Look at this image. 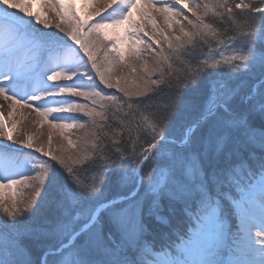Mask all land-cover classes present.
<instances>
[{"label":"snow or ice","instance_id":"obj_1","mask_svg":"<svg viewBox=\"0 0 264 264\" xmlns=\"http://www.w3.org/2000/svg\"><path fill=\"white\" fill-rule=\"evenodd\" d=\"M40 2H46L61 20L70 16L74 26L62 27L56 23L55 28L64 35L49 34L52 25L47 16L42 18L39 11H32L31 0H0V43L6 59L19 50L20 38L28 37L45 64L39 89L20 99L15 92L8 95L15 76L6 72L4 80L9 86L0 83V94L13 105L29 108L41 101L35 112L43 120H48L53 113H81L89 118L93 130L73 141L65 131L87 129L89 125L75 118L72 123L62 119L57 122L58 118L52 116L48 120L47 150L43 145L34 144L31 136L16 140L22 147L35 149L49 159L5 160L2 171L6 175L0 176V190L20 185L30 189L31 195L25 201L18 200L14 194L9 203L0 194V211L4 214L0 217V264H223L216 257L225 241L227 212L240 219L234 232L229 229L234 242L238 247L258 250L262 256L258 264H264V220L254 237L252 229L256 226L249 223L251 201L257 191L264 217V7L261 6L264 0H238L232 4L229 0H215L211 7L204 4L203 12L201 5L189 6L186 0H174L159 8L156 4L160 0H146L148 9L163 14L169 30L174 25L178 28V35L175 31L160 29L157 40L136 39L141 33L143 36L148 33L144 32L140 20L133 19V10L140 11L156 28L151 12L145 11L139 0H119L122 11L111 19V24L100 16L103 9L95 13L100 16L99 22L88 24V17L81 20L72 11L74 0ZM184 9L192 18L184 14ZM209 10L221 26L227 23L228 30L246 31L233 36L222 33L214 23L205 22ZM125 21L126 33L133 38L130 51L139 59L141 52L136 45L143 44L154 54L155 62L151 67L142 63V71L137 74L130 59L135 79L118 77L113 82V68L105 69L97 52L104 48L105 60L113 64L107 54V34L102 37L101 32ZM37 25L42 27L39 33H33L31 29ZM84 28L87 30L82 32ZM123 42L124 36H117L111 42V50L119 57L116 63L125 59L123 49L117 47ZM185 53L196 65L173 78L170 71L173 62ZM154 75L158 78L153 79ZM85 77L89 81L98 77L106 87L117 88L123 97L84 90L76 80ZM164 85L169 94L163 106L149 105L142 113L133 109V103L143 105L145 99L158 94ZM36 91L40 94H35ZM73 97L90 101L91 106ZM46 98H53L59 107H48L44 103ZM98 101L102 111H97ZM125 108L128 111L117 119ZM11 115L10 110L8 116ZM132 117H135V136ZM112 123L119 131L111 127ZM177 124L183 128L179 143L170 139L171 129ZM125 128L129 129L126 139ZM56 129L59 137L67 141V145H59L58 152L51 149L52 130ZM5 136L8 140L14 139L0 119V137ZM105 140H110L111 146ZM88 168L95 175L86 183L78 173ZM113 172L119 173L117 183L127 182L132 189H144L151 195L154 207L164 198L182 204L189 213L188 228L176 241L157 245L147 239L144 208L137 199L138 193L123 201L101 200L104 185ZM45 197L58 214L37 223L33 217L38 202ZM85 208L89 209L86 223L77 227ZM38 241L44 242L40 257H36L34 249V242Z\"/></svg>","mask_w":264,"mask_h":264},{"label":"rangeland","instance_id":"obj_2","mask_svg":"<svg viewBox=\"0 0 264 264\" xmlns=\"http://www.w3.org/2000/svg\"><path fill=\"white\" fill-rule=\"evenodd\" d=\"M32 2V11H39L41 17L44 18L47 16L49 23L52 25V28L48 30L49 34L59 33V29L55 28L56 23H61L62 27H71L74 26V21L71 20L70 16L61 20L54 16V13L49 9L48 4L41 3L40 0H31ZM186 2L191 6L193 3L201 5V12L205 11L203 9L204 4H208L210 7L214 4L215 0H186ZM233 0H229L231 4ZM75 7L72 9L73 12L77 15L78 18L84 20L85 17H88V24L93 22H99L100 16L105 18V21L111 24V19L114 17H118L122 11V5H120L119 0H116L113 3V0H74ZM139 3L144 7L145 11H150L152 18L156 22V28H153L152 21L150 19L144 18L141 16L140 11L133 10V19L140 20L144 26V32L148 33V36H143L141 33L140 36L136 37V39H144L148 40L149 37L152 40L160 39L159 30L164 29L165 31H175L178 35V28L174 25L173 29L169 30L167 25L164 22V16L162 13L155 11V9H148L146 0H139ZM164 3L172 4L174 0H160L159 3L156 4V7H161ZM109 4H112V7H108ZM177 7H182V5H176ZM103 9L100 12V16H97L96 10ZM15 11V10H14ZM184 14L191 17V13L184 9ZM23 15V14H21ZM212 15V12L209 10L208 15ZM206 16V17H207ZM205 22L209 21L205 18ZM186 23V22H185ZM40 27L42 26H33L31 31L33 33H39ZM128 28L127 21L123 25H117L115 27H109L106 30H102L101 36H104V33L107 34V39L105 41L108 44V56L113 60V64L109 65L105 60V49L100 48L97 52L99 62L104 65V68H113V72L111 73L113 77V82H115L116 78H127L129 81L135 79L136 74L131 72L132 65L129 64V60L134 61L135 67L137 69V74L142 71L141 64L147 63L150 67L155 62L154 54H150L143 44L136 45L138 49H140L141 56L139 59L130 51V46L132 44L133 38L128 36L126 33V29ZM87 29H82V32ZM156 33V35H153ZM63 36V33H59ZM124 36V42L122 44H118L117 47H120L124 51L125 59L123 62L116 63L119 61V57L116 55L114 51L111 50V42L114 41L115 37ZM74 43V42H73ZM19 50L14 51V54H11L6 59V53L4 51L2 43H0V83H2L5 87L9 86V82L4 80V73H9L10 75L15 76V79L11 81L12 90L7 94L12 95L13 92L16 93V98L20 99L21 96L26 94H31L34 89H39L41 87V72L45 70V64L40 59V54L37 51H34L32 45L29 42L28 37H21L18 41ZM78 47V45L76 46ZM159 50V49H158ZM165 54H167L165 52ZM90 67V65H89ZM11 70V71H10ZM50 74V73H49ZM154 78V76H153ZM46 79V78H45ZM52 83V82H47ZM64 83V82H58ZM71 83V82H68ZM101 82L98 77H94L91 81L88 80L87 77L83 79L76 80L77 85H82L84 90H99L106 96H111V94H105L103 90L99 88ZM106 87L105 85L101 84ZM108 88V87H106ZM110 89V88H108ZM112 89L118 90L113 87ZM51 90V89H50ZM37 95H39V91H36ZM123 93H120V95ZM68 95V94H65ZM116 96V95H112ZM4 99L3 94H0V100ZM57 100L59 97L56 98ZM72 99L77 100L80 103H88L91 106L90 101H84L82 98L73 97ZM5 100V99H4ZM6 102L12 107L13 119L11 122L7 120L5 117L2 105L0 102V113H3L0 116V119L3 120L5 124V131L11 132L14 139L8 140L7 137H0V176L6 175L2 171L6 158H30L33 161H45L48 160L49 157L44 156L42 153L36 152L35 149H29L26 147H22L20 144L16 143V140L27 139L29 136L32 137V142L37 146L43 145L45 150L48 149V132L50 130L48 120L52 119V116H56L59 122L61 119L65 123H72V118L78 120L79 123L88 124L89 127L87 129H68L65 131V135L70 137L73 141H77L78 139H82L85 135L86 131H91L92 125L88 117L81 113H53L52 116L48 117V120H43V118L35 112V108L39 106L42 102L37 101L33 105L32 108L24 106L23 104H15L11 101ZM44 103L48 107H59V103L54 102L53 98H46ZM105 103H108L105 101ZM97 111H102L99 107V101L97 104ZM110 116V115H109ZM98 123H102L98 121ZM53 138L51 143V149L54 152L59 151V145L61 143L67 145V141L63 140L59 137V130H52ZM80 147H83L81 143ZM32 174L34 173H25ZM14 179H19L18 176H14ZM6 183V181H5ZM0 194L5 202H11L13 195L15 194L18 200H25L31 195V190L27 187H22L20 185L12 186L11 188H4L0 190ZM35 199V197H33ZM46 199V197H45ZM44 200H40L38 202L37 209H40V203L44 202ZM124 198H118L117 201H120ZM252 214L249 217V223L254 224L256 227L252 229V235L255 236V233L261 229V222L264 220V217L261 216L260 208V199L259 192L255 194L253 200L251 201ZM84 210V209H83ZM75 211H81V209H76ZM4 214L0 211V217H3ZM189 224V223H188ZM225 224V241L224 245L220 251V254L216 257V259L223 262V264H235V262H249L255 261L258 262L261 260L262 256L258 250H249L244 246H237V242H234L232 235L229 233V229L233 232L235 231L236 225L240 224L239 216L232 213H226V219L224 221ZM188 228V225H187ZM246 235V234H245ZM260 246L257 244V249Z\"/></svg>","mask_w":264,"mask_h":264},{"label":"trees","instance_id":"obj_3","mask_svg":"<svg viewBox=\"0 0 264 264\" xmlns=\"http://www.w3.org/2000/svg\"><path fill=\"white\" fill-rule=\"evenodd\" d=\"M235 2H238V0H233L232 3ZM245 2H248V0H245ZM261 6L264 7V5ZM206 18L209 21L208 23H214L215 26H217L222 33H226L228 36L238 35L240 31H246V29H242V28L237 31L228 30L227 23L221 26L218 18H216L213 14L207 16ZM224 38L225 37L222 35L221 39ZM212 47H215L214 43ZM204 50L205 51L207 50V46H204ZM197 51L199 52V50ZM201 59H203L202 56ZM195 65H196V61L192 60L190 56L187 53H185L184 55L181 56L180 60L173 62V68L170 71L173 74V78H176L178 76L183 75L186 70H190ZM157 78L158 76L154 75L153 79H157ZM101 84L99 88L103 90L105 94H111V96L116 95V97L118 98L123 97V94L120 95L121 92L119 90H115L112 88L108 89L102 86ZM246 85H247V81H245V86ZM168 94L169 93L167 91V85L161 86V88L158 90V94L152 95L150 99H145L143 105H138L136 103H133L132 107L133 109H139V111L142 113L144 107H147L149 105L163 106V104L166 103L164 98ZM113 107L115 108V105ZM127 111H128L127 108L122 109L121 117H118L117 119L122 118L123 113ZM109 115L111 117L112 110L109 111ZM130 119L132 120L133 123L132 135L135 136L136 135L134 131L135 117H132ZM255 119L258 122V118ZM111 127L117 128V125L115 123H112ZM117 130L119 131L118 128ZM128 131L129 129L127 128L123 130L125 139L128 136ZM182 133H183V128L181 124H177L171 129L170 139L176 140V142L179 143L180 139H182ZM113 138H118V137H113ZM105 143L111 146L110 140H105ZM113 159H115V157H113ZM78 175H80L81 179L87 183L89 182L90 178L93 175H95V173L91 171V168H88V169H82L81 172L78 173ZM118 176H119L118 172H113L110 174L108 182L104 185L103 196L101 200L103 201L105 198L111 200H116L118 198H126V197L130 198L131 196L136 195L138 193L137 199L141 202L144 208V223H145L146 238L155 241L157 245L164 242L176 241V238L180 236L187 229V225L189 223L188 221L189 213L185 210L184 206L182 204L171 202L167 198H164L159 200L158 207H154L152 203L151 195L146 194L144 189H140V188L132 189L130 183L127 182L117 183ZM144 182L145 185H147V175H145ZM123 200L124 199L120 201ZM88 210H89L88 208H85L83 210L84 215L80 217L76 225L77 227H81L83 226L84 223H86ZM56 214H58V210L50 203L49 199L46 197L45 201L40 203V209L36 210V214L33 217V219L37 223H43L45 220L52 219ZM34 249L36 252V257H40L43 254L44 242L43 241L34 242Z\"/></svg>","mask_w":264,"mask_h":264},{"label":"bare ground","instance_id":"obj_4","mask_svg":"<svg viewBox=\"0 0 264 264\" xmlns=\"http://www.w3.org/2000/svg\"><path fill=\"white\" fill-rule=\"evenodd\" d=\"M0 102H1L2 110H3V113H4L5 117L7 118V120H8L9 122H11L12 119H13V113H12L11 116H8V112H9L10 110L12 111V107H11V106L6 102V100H4V99H1Z\"/></svg>","mask_w":264,"mask_h":264}]
</instances>
